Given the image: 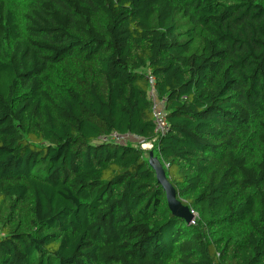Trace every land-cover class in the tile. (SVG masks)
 Wrapping results in <instances>:
<instances>
[{"label":"trees","instance_id":"trees-1","mask_svg":"<svg viewBox=\"0 0 264 264\" xmlns=\"http://www.w3.org/2000/svg\"><path fill=\"white\" fill-rule=\"evenodd\" d=\"M0 264H264V0H0Z\"/></svg>","mask_w":264,"mask_h":264},{"label":"built area","instance_id":"built-area-1","mask_svg":"<svg viewBox=\"0 0 264 264\" xmlns=\"http://www.w3.org/2000/svg\"><path fill=\"white\" fill-rule=\"evenodd\" d=\"M151 82H153V79H151ZM150 98L152 100V110H153V118H154V122H155V133L156 135H164L168 129H169V123L167 120V116H166V112L164 110V99H160L157 96L156 91L152 88L150 90ZM133 137L132 135H122L119 133H112L109 137L104 138V139H110L113 140L115 142H127L130 141L129 138ZM135 137V136H134ZM138 138V137H137ZM157 138V137H156ZM144 143L141 144V148L146 149L145 143L149 144L151 147L154 145V140L152 141H144ZM194 213V216H196V213L194 211H192Z\"/></svg>","mask_w":264,"mask_h":264},{"label":"water","instance_id":"water-1","mask_svg":"<svg viewBox=\"0 0 264 264\" xmlns=\"http://www.w3.org/2000/svg\"><path fill=\"white\" fill-rule=\"evenodd\" d=\"M150 163L156 171L159 183L162 184L166 192L168 205L171 211L174 214L183 217L187 222H191L194 219V214L187 205H184L180 200H178L176 190L167 178L163 166L159 163L153 164L151 161Z\"/></svg>","mask_w":264,"mask_h":264},{"label":"rangeland","instance_id":"rangeland-1","mask_svg":"<svg viewBox=\"0 0 264 264\" xmlns=\"http://www.w3.org/2000/svg\"><path fill=\"white\" fill-rule=\"evenodd\" d=\"M129 139H130V141L133 142V144H135V145H137V146H140V147H142L141 144L144 143L142 139L137 138V137H134V136L131 137V138H129ZM145 147H146V149H144V150H145V152H146V155H147L149 161H151L153 164H157V163H159V164H161V165L163 166L161 160H160L159 157L155 154V150H154L155 148H154V145L151 147L149 144H146V143H145L144 148H145ZM151 153H152V155H151ZM163 168H164V166H163ZM193 214H194V213H193Z\"/></svg>","mask_w":264,"mask_h":264}]
</instances>
